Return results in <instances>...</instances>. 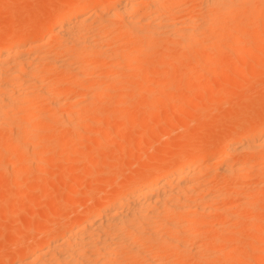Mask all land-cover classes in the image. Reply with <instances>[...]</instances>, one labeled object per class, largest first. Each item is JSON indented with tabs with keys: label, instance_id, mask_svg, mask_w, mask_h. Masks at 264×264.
Here are the masks:
<instances>
[{
	"label": "bare ground",
	"instance_id": "6f19581e",
	"mask_svg": "<svg viewBox=\"0 0 264 264\" xmlns=\"http://www.w3.org/2000/svg\"><path fill=\"white\" fill-rule=\"evenodd\" d=\"M57 7L61 10L52 13L49 24L0 33V169L14 182L29 160L50 164L53 154L74 153V141L85 137L92 111L100 113L102 106L103 124L122 117L125 125L118 132L126 131L136 115H124L123 106L139 100L128 90L134 87L137 95L147 89L145 83L160 70L158 62L148 64L150 58L164 59L177 48L175 58H187L192 66L186 71L194 76L217 63L231 30L238 28L243 37V24H264V0H62ZM156 106L153 102L142 115L150 117ZM257 121L252 127L233 122L242 130L231 124L224 130L227 140L205 144L209 147L189 140L190 151L182 147L163 165L155 161L152 172H135L104 196L94 195L63 227L51 223L54 231H42L38 243L21 244L15 235L14 257L0 264H224L240 245L249 255L247 250L259 249L251 244L252 233L264 219L256 213L258 204L264 205V119ZM104 132L98 131L102 143L110 136ZM19 182L16 192L30 185ZM16 194L21 192L12 195L17 201ZM241 221H248L245 235Z\"/></svg>",
	"mask_w": 264,
	"mask_h": 264
},
{
	"label": "rangeland",
	"instance_id": "374dc122",
	"mask_svg": "<svg viewBox=\"0 0 264 264\" xmlns=\"http://www.w3.org/2000/svg\"><path fill=\"white\" fill-rule=\"evenodd\" d=\"M61 1L62 0H0V33L3 31L13 33L16 29H21L25 26L35 25L36 28H39L38 26L40 24H49L52 13L55 10L58 12L61 10V8H56L58 2L61 3ZM36 24H38V26ZM237 29L238 28L231 30V35L227 36L226 46L228 47L216 56L217 63L210 67L207 66L209 69L202 68L200 74L197 73L196 75L195 73L194 76H192V73L186 71V69H190V66L187 67L190 63H188L187 58H179L180 60L175 58L177 55V48H173L166 52L165 55H167V57L164 58L165 60L157 57L155 60L150 58L148 64L151 62L155 63L156 61V63L158 62L160 70L157 74L150 76L152 80L150 79L151 81H149L151 84L148 82L149 86L147 82L145 83L144 86H147V89L143 88L141 91L139 90L137 95L135 94V89H133L134 87L132 88L133 90H128L127 95L129 97L134 95L133 97L137 96L139 100L137 99L138 101L133 102L131 100L132 97L130 99L127 96V100L130 99L129 101H132V103L128 101L130 104L127 103L128 105L123 106L125 107L123 108L124 115L125 111L126 114L132 112L136 115L133 118H136L135 120L132 119L133 122L131 120L130 124L127 125L126 131L118 132V130H121L122 123L125 125V121H122V117L121 119L112 117L109 119V125L103 124L105 113L101 109L104 108L102 106L100 113H103L100 114L96 106L99 104L98 102V104L96 103L95 105L97 108H93L95 110L97 109L96 112L92 111V115H90L91 119L89 123L92 126L89 125V127L91 129L83 134L85 137L82 136L80 140L74 141V145L77 146H74V153L67 152L63 155L53 154L50 164L47 160L41 162H32L29 160L30 162H27L28 166L25 164V169L20 174V180L16 179L17 183L16 181L14 182V178L12 177H10L9 180L5 171L0 169V262H2L3 259L5 260L6 256L7 260H11L14 257V253L11 250V248L14 247L13 241L19 239L21 244L23 243L28 246L35 242L38 243L44 233H42V231L51 229L54 224L55 226L53 227H56L58 222L61 224L63 223V225L58 223L60 228L63 227L64 224H67V222L72 219L73 214L75 215L79 211H82L83 207L86 205H90L95 197H101L105 195L104 193L110 192L114 185L116 186L118 183L121 184L130 174L141 172V170L152 172V169L156 168H154L156 162H158L157 165L159 162L160 164L162 162H167V159H170L169 156L173 157L177 155L173 154V152H177L182 147L190 151V144L194 141L197 143L199 142L201 145L211 144L212 141L215 142L217 140V142L221 143V141L227 140V137L225 140L224 137L227 135L228 131L226 132L224 130L231 128V124L236 130V128L240 127H236L238 123L239 125L245 124L247 127H252V125L254 126L258 123L257 120H263L264 41L261 43L260 39L264 35V24H243L240 30L241 32H245L243 37L238 35ZM45 32L48 33V26H46ZM236 51L242 52L243 55L240 54L242 59L237 57L238 52L235 53ZM161 62H164V66H167L166 70H162L164 66L161 65ZM224 63L227 64L223 66ZM143 66L147 67V63H143ZM175 69L178 70L175 71ZM203 70H207L209 73H205ZM248 70L249 73L252 70V75L248 74ZM165 73H167L168 76H164ZM162 80L167 81L165 83L166 85L163 87L159 86L158 91L155 87L157 83ZM179 81H184L190 86L185 85L183 87H178L176 85H178L177 82ZM189 81L193 82V84H190ZM202 83H204V85ZM148 88L150 90H148ZM150 91L152 93L154 92L155 95ZM144 92H146V94L148 93L147 96ZM142 94L145 97H142ZM148 96H150L149 99H147ZM140 97L144 98V101L142 99L141 102ZM191 97H193V99ZM242 101L248 103L250 108ZM150 102L151 104L156 102L157 106L150 117L143 116V112L145 114L150 109ZM143 103L146 105H143ZM148 104L149 106H147ZM253 104L255 105L253 106ZM251 106L253 108H251ZM240 107H243L242 110L244 111H242ZM244 112L247 115H244ZM241 115L244 116L245 119H243ZM230 116L234 118L231 119L232 117ZM236 117L239 118L237 119ZM229 118L230 120L227 121ZM235 118L237 120H235ZM91 120H93V122ZM233 122H236V125H234ZM210 123H212V125ZM105 130H107V133H109L108 135H110L109 141L102 143L103 135L98 133V131L105 133ZM221 130L223 132H221ZM237 130L242 129L239 128ZM235 135H238L237 131ZM211 145L205 146L209 147ZM72 157L75 158V161L73 160V164H70L72 161L69 160ZM85 157L89 158L88 163L82 162ZM153 157L156 159H152ZM117 160L121 163L120 167H117V169L112 168V163ZM98 163H100L101 166L97 165L100 167L97 169L95 166ZM25 181L30 184L27 190L30 189L27 191L23 186L24 189L21 191L23 187H18L21 192V194H16L20 197L18 198V196H16L19 200L18 202L12 195L19 192H16L18 189L15 188L18 182L23 185V183L26 184ZM15 183L16 186L14 185ZM73 186H75V188ZM72 188L74 189V193L69 192V189L72 191ZM12 192L13 194H11ZM9 194L11 196H9ZM94 195L95 197H93ZM56 206L60 207V210L56 209ZM242 209L245 210V206ZM51 211H55L54 214ZM256 213L260 218H264V205L259 203ZM259 220L256 222V234L252 233L255 239L252 238L251 240V244L254 242L252 246L254 245L259 249L255 251L247 250L250 252L249 255L248 253L244 255V248L240 245L236 251L226 255L223 261L224 264H256V260L264 264V219H261L262 221ZM51 223L54 224L52 225ZM50 224L52 225L51 227ZM216 226L217 225H215V227ZM240 226L242 227L240 232L245 235L248 232V230H246L248 221H241ZM53 227L52 229L54 231ZM15 235L18 237L15 238ZM243 235H241V239L244 240ZM230 237L232 238L234 236ZM14 238L16 240H14ZM259 243L261 244L257 246ZM239 258H241L240 260L242 261H239ZM214 263L215 262L211 264Z\"/></svg>",
	"mask_w": 264,
	"mask_h": 264
}]
</instances>
